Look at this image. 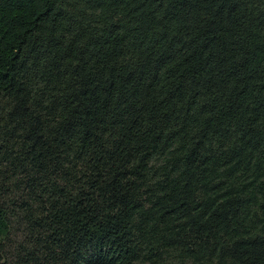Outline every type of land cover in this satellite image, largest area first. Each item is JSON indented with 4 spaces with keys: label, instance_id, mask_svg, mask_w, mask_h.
Wrapping results in <instances>:
<instances>
[{
    "label": "trees",
    "instance_id": "16d2710c",
    "mask_svg": "<svg viewBox=\"0 0 264 264\" xmlns=\"http://www.w3.org/2000/svg\"><path fill=\"white\" fill-rule=\"evenodd\" d=\"M0 264H264V0H0Z\"/></svg>",
    "mask_w": 264,
    "mask_h": 264
}]
</instances>
